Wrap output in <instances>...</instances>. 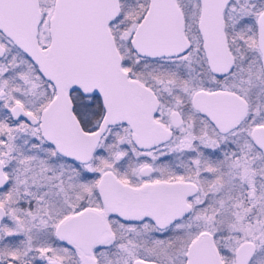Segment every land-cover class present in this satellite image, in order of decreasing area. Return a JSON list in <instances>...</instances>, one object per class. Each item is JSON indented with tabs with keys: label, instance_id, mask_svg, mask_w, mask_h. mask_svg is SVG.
<instances>
[{
	"label": "snow or ice",
	"instance_id": "6c2138e0",
	"mask_svg": "<svg viewBox=\"0 0 264 264\" xmlns=\"http://www.w3.org/2000/svg\"><path fill=\"white\" fill-rule=\"evenodd\" d=\"M0 264H264V0H0Z\"/></svg>",
	"mask_w": 264,
	"mask_h": 264
}]
</instances>
